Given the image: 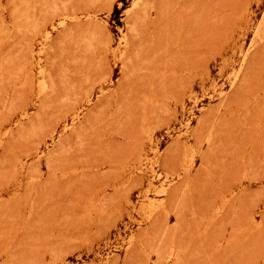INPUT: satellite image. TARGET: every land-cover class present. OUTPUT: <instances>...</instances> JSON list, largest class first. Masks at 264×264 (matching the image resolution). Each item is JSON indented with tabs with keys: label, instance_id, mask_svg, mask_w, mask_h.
I'll use <instances>...</instances> for the list:
<instances>
[{
	"label": "rangeland",
	"instance_id": "1",
	"mask_svg": "<svg viewBox=\"0 0 264 264\" xmlns=\"http://www.w3.org/2000/svg\"><path fill=\"white\" fill-rule=\"evenodd\" d=\"M0 264H264V0H0Z\"/></svg>",
	"mask_w": 264,
	"mask_h": 264
},
{
	"label": "bare ground",
	"instance_id": "2",
	"mask_svg": "<svg viewBox=\"0 0 264 264\" xmlns=\"http://www.w3.org/2000/svg\"><path fill=\"white\" fill-rule=\"evenodd\" d=\"M138 1H139V2H141L142 0H141V1H140V0H138ZM137 4H138V3H137ZM137 4H135V7H136V5H137ZM7 134H8V133H7Z\"/></svg>",
	"mask_w": 264,
	"mask_h": 264
}]
</instances>
